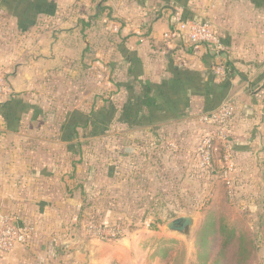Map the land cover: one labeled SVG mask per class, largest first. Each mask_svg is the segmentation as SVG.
I'll list each match as a JSON object with an SVG mask.
<instances>
[{
	"label": "rangeland",
	"instance_id": "374dc122",
	"mask_svg": "<svg viewBox=\"0 0 264 264\" xmlns=\"http://www.w3.org/2000/svg\"><path fill=\"white\" fill-rule=\"evenodd\" d=\"M259 1L263 7L264 0ZM202 2L114 0L109 5L114 21L105 16L95 29L116 32L124 20L122 32L132 43L112 46L109 55L98 57L91 71L78 75L83 47L75 35L69 37L60 31L74 27L90 8L89 0H0V73L9 89L0 93L1 122L13 134L36 135L62 146L55 152L61 174H70L71 162V198L74 192L76 198L71 199V209L64 208L57 214L65 222L69 218L59 232L58 248L63 249L60 254L64 256L61 264H88L98 258L109 259L112 264H216L212 258L220 250V237L225 240L232 231L237 239L223 254L222 264H243L239 263L242 257L245 264H264V135L260 136L258 150L236 154L233 127L224 144L218 126L201 120L212 109L195 107L186 118L156 120L155 127H151L154 121L149 123L136 113V99L140 102L143 94H136L132 79L136 76L129 66L142 67L138 49L149 52L157 47L155 56H167V71L183 82L188 76L183 53L197 47L216 54L225 50V39L215 22L193 19L196 4ZM204 2L209 4L211 0ZM177 12L185 21L209 24L223 49L217 52L208 44L170 39ZM143 25L161 34L160 41L152 44L143 40ZM55 61L64 68V75L47 85L39 77L46 78L47 70L56 65L48 66ZM14 71L18 72L15 78L11 74ZM217 76L223 78L215 87L219 94L226 95L207 105L217 110L233 102L236 115L238 103L227 100L229 78L226 74ZM24 80L26 85L33 84L28 87L33 93L23 92ZM84 80L89 83L88 90L82 87ZM191 85L195 90V83ZM248 88L258 90L260 95L264 86L258 82ZM208 144L212 145L209 163L203 158ZM72 166L78 173L77 180L72 176ZM85 183L86 200L79 196ZM181 217L195 219L187 236L166 227ZM34 226L37 233L42 230ZM113 233L117 236L112 237ZM207 236L212 238L201 251ZM0 264L19 263L9 254L0 253Z\"/></svg>",
	"mask_w": 264,
	"mask_h": 264
},
{
	"label": "crops",
	"instance_id": "0c3cea01",
	"mask_svg": "<svg viewBox=\"0 0 264 264\" xmlns=\"http://www.w3.org/2000/svg\"><path fill=\"white\" fill-rule=\"evenodd\" d=\"M113 1L89 0L90 8L86 9L84 16L74 22V27L60 31L69 37L75 35L83 47L79 62L82 68L77 71L78 75L81 71L88 73L86 68L92 61V55L97 58L106 57L112 46L119 48L132 43L130 36L122 32L123 27L126 26L124 20L120 30L116 32L95 29L99 28L105 16L114 21L109 12V5ZM204 3L207 4L203 0L202 4ZM260 3V1L257 3V0H211L207 7L196 4V18H192L194 21L215 22L219 33L225 39V50L216 54L210 52L208 48L197 47L183 53L188 63L184 70L188 72V76L184 82L167 71L170 61L167 56L163 54L155 56L157 47H152L153 50L149 52L147 49H138L142 67L139 68L137 64L129 66L131 74L136 76V79L132 76L135 80L136 94L140 97L143 94L140 102L139 99L135 102L140 108L142 105V111L139 108L136 111L138 117L144 118L149 123L153 121L155 123L156 120L180 119L190 114L195 107L203 110L208 107V103H217L223 95H226L222 92L219 94L215 87L222 82L223 77L215 73V69L221 67L229 78L227 87L231 86L227 100L235 99L238 103L233 120L235 135L233 151L236 154H246L258 150L257 146L262 145L260 136L264 135V89L259 95L258 90L250 91L248 87L251 83L254 85L258 82L261 87L264 86V6L262 7ZM100 8L105 10L101 12ZM81 20L90 22V26L83 30ZM161 25L159 23V28ZM140 28L143 31V40L152 44L156 40L160 41L162 35L152 26L143 25ZM167 28L169 22L165 25V30ZM138 42L139 40L134 41L136 44ZM49 48L52 49L51 46ZM48 60L52 61L51 58ZM48 67L52 69L47 70L46 78L39 77L47 85L57 79L58 75H64V68H59L56 61ZM17 73L11 72L13 78ZM67 75L71 77V74ZM140 77L143 82L140 81ZM25 81L21 82L24 85L23 92L33 93L32 89L28 90L33 84L26 85ZM84 81L82 87L88 90L89 83ZM192 82L195 83V90L192 85L190 86ZM183 84L186 86L182 87ZM12 86L9 84L11 92H14ZM210 88H212L211 93L208 91ZM144 93H149L150 97L147 98ZM149 98L155 101L151 107L145 105ZM1 119L3 118L0 114V214L10 217L13 224H35L42 229L27 247L17 246L9 255L19 264H61L64 256L60 254L63 249L58 248L59 232L63 224L69 223V218H65L67 221L65 222L64 217H58L57 214L64 208L71 209V199L76 198V192L71 198V162L68 166L70 174H61L60 166H57L55 160V152L59 145L44 141L36 135L31 136L21 132L13 134ZM156 125L155 123L151 127ZM15 137L21 140L14 142L12 139ZM72 169L74 173L72 176L76 175L77 180L78 173L73 166ZM86 185L85 183L83 185L85 188L80 187L79 190V196L84 199H87L88 194ZM116 263L124 264V262ZM88 264H112V262H109V259L98 258L90 259Z\"/></svg>",
	"mask_w": 264,
	"mask_h": 264
},
{
	"label": "built area",
	"instance_id": "2783aa9c",
	"mask_svg": "<svg viewBox=\"0 0 264 264\" xmlns=\"http://www.w3.org/2000/svg\"><path fill=\"white\" fill-rule=\"evenodd\" d=\"M174 19L175 26L168 34L170 39H183L193 45L208 44L217 52L223 49L220 39L209 24L205 22L185 21L178 12L175 14ZM215 73L216 75H224L225 70L219 67L215 69ZM8 90L4 75L0 73V93H5ZM234 115V103L227 102L221 108L201 116V120L208 124L217 125L219 139H222L225 144L226 138L231 133V128L233 127ZM225 147L228 148L226 145ZM211 149L212 145L208 144L206 150H203V158L207 163L211 160ZM225 158L229 161L230 155L227 154ZM99 234L102 233L99 232ZM35 235H37V232L34 225L13 224L10 217L0 214V253L9 254L17 246L27 247ZM116 236V233L112 234V237Z\"/></svg>",
	"mask_w": 264,
	"mask_h": 264
},
{
	"label": "trees",
	"instance_id": "16d2710c",
	"mask_svg": "<svg viewBox=\"0 0 264 264\" xmlns=\"http://www.w3.org/2000/svg\"><path fill=\"white\" fill-rule=\"evenodd\" d=\"M100 9H101V12H102L103 10H105V8H100ZM96 17H97V16H96ZM81 25L83 26L82 29L85 30L86 27H89V26H90V22L85 21V20H81ZM93 58H94V59H93ZM92 59H93V60H92ZM91 60H92V62H91L90 65H88L87 68H86V69H88V70H87L88 72L92 70V68H93V64H95V62L99 61V59H98L97 56H95V55H92V56H91ZM144 94L146 95L147 98L150 97V96H149V93H144ZM153 103H155V101H154L153 99L149 98L148 101L145 103V105L147 106V104H148L149 107H151V106L154 105ZM138 108H139V110L141 109V111H142V105H141V108H140L139 106H138ZM207 108L212 109V110H210V112H211V111H214V110L216 109V108H214V105H212V108H211L210 106H208ZM213 108H214V109H213ZM207 112H208V111H207ZM150 114H151V112H150ZM142 119H143V118H142ZM80 187L83 188V189L85 188V186H83V185H81ZM85 200H86V198H85ZM217 234L219 235V234H222V233H221V232H217ZM211 238H212V236H210V237L207 236V238H205V239L202 241V244H201V246H200V250H201V251H202V250H205V247H206L207 245H209ZM220 238H221V242H222V243H221V246H220V250H219V252L215 255V258H212L213 260L211 259V260H212L214 263H216V264H220V263L222 264V262H223V258H222L223 254H225L226 251L230 248V246L232 245L233 241L237 239L235 231H232L230 234H228L225 240H224V237H223V236H221ZM206 239H207V240H206ZM205 241H206V245H205ZM238 241H240L239 238H238ZM243 247H244V246H243ZM225 248H226V249H225ZM240 250H242V247L240 248ZM243 252H244V248H243L242 251L239 252V254L242 255ZM241 257H242V256H241ZM245 262H246V258H244V257H242V258L239 260V263H243V264H245Z\"/></svg>",
	"mask_w": 264,
	"mask_h": 264
},
{
	"label": "water",
	"instance_id": "95a60500",
	"mask_svg": "<svg viewBox=\"0 0 264 264\" xmlns=\"http://www.w3.org/2000/svg\"><path fill=\"white\" fill-rule=\"evenodd\" d=\"M195 219L192 217H181L166 225L169 231L182 236H187L194 227Z\"/></svg>",
	"mask_w": 264,
	"mask_h": 264
}]
</instances>
